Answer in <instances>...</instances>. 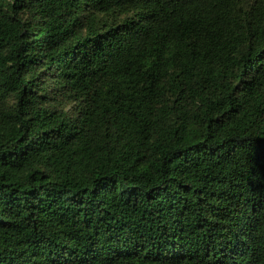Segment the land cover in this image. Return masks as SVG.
I'll list each match as a JSON object with an SVG mask.
<instances>
[{"label": "trees", "instance_id": "obj_1", "mask_svg": "<svg viewBox=\"0 0 264 264\" xmlns=\"http://www.w3.org/2000/svg\"><path fill=\"white\" fill-rule=\"evenodd\" d=\"M0 264H264V0H0Z\"/></svg>", "mask_w": 264, "mask_h": 264}]
</instances>
